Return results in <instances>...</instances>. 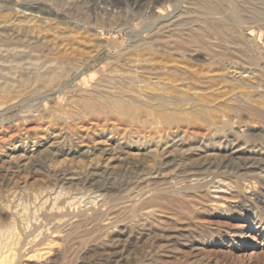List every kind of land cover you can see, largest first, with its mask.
Here are the masks:
<instances>
[{
  "label": "rangeland",
  "instance_id": "obj_1",
  "mask_svg": "<svg viewBox=\"0 0 264 264\" xmlns=\"http://www.w3.org/2000/svg\"><path fill=\"white\" fill-rule=\"evenodd\" d=\"M33 1L0 0V21H9L0 29V52L13 45L22 53L13 70L0 66V222L25 213L21 206L12 209L19 198L30 200L32 208V193L49 184L52 171L62 176L60 185L75 206L91 208L102 219L91 229L80 228L78 238L66 236L69 227L42 224L44 232H53V244L22 238L12 264H264V121L243 108L247 99L233 86L264 81V0H73L69 17L80 31L39 26L40 47L32 51L19 42L23 15L15 2ZM63 1L72 0H55L58 8ZM203 2L214 11L206 12ZM176 21L182 24L178 33ZM28 23L26 30L33 21ZM189 29L204 34L210 46L191 42ZM250 38L248 48L233 53V43ZM144 50L149 54L141 57ZM130 77L171 85L167 97L175 96L173 90L196 95L212 118L225 113L230 125L215 134L197 117L179 123L173 134L179 151L168 148L154 157L147 153L150 144L135 147L142 133L123 118L83 110L63 114L75 105L83 81ZM69 149L74 151L57 154ZM179 152L185 160L171 161L172 171L159 173L160 162ZM247 160L253 166L243 168ZM173 191L185 197L187 210L168 198L155 200L157 193Z\"/></svg>",
  "mask_w": 264,
  "mask_h": 264
},
{
  "label": "bare ground",
  "instance_id": "obj_2",
  "mask_svg": "<svg viewBox=\"0 0 264 264\" xmlns=\"http://www.w3.org/2000/svg\"><path fill=\"white\" fill-rule=\"evenodd\" d=\"M50 1H48L49 3H44V2H40V1H38V2L33 1L34 3L33 2L32 3L15 2L16 11L18 12V14L20 13L21 15H23L22 19L19 21L21 23L18 24L19 30L18 29L16 30V32H19V42L20 41L24 42L28 48L30 47L29 49H32V51H34V49L36 50L37 48L40 47L39 46L40 43H38V41L36 39L37 37H35L36 33H38L40 31V29L38 28L39 26L47 25L48 27L52 26V28L57 27V28H62V30L65 29V30H75V31L79 29V27H78L79 24L71 21L72 17H71V20L69 17L71 14L70 13L71 7L76 5V3H74L75 1L74 2H73V0L72 1L67 0L69 2L63 1L64 3L62 5L60 4L61 5L60 8L57 7L58 4L55 3V0L51 1V2ZM3 2H9L10 3V2H12V0H3ZM228 2H230V1H228ZM244 3H245V1H244ZM230 4H231V2H230ZM202 5L206 9V12H208V11L213 12L215 9V7L210 6L208 4V2H203ZM245 6H247V5H245ZM263 7H264V5H263ZM239 10H241V9H239ZM219 12H218V14H219ZM237 12H239V11H237ZM251 12H252V10H251ZM260 12L262 14L264 13L263 11H260ZM203 13H205V12L203 11ZM239 14H241V13H239ZM255 14H256V12H255ZM256 15H258V14H256ZM260 15L258 17H260ZM222 16H224V15H222ZM237 16H239V15H237ZM211 17H212V15H211ZM240 17H242V16H240ZM231 19H233V18H231ZM239 19L240 18H238V20L237 19L236 20L239 21ZM189 20H191V19H189ZM189 20H188V23H189ZM30 21H33V25L31 27H28L29 29L26 30L24 27L25 23L27 24ZM217 21H218V19H217ZM8 22L9 21L6 20V18H4L3 21H0V29L2 27H5L6 25H8L9 24ZM197 22H198V20H197ZM1 23L3 25H1ZM10 23H11V21H10ZM12 23H14V21ZM195 23H196V21H195ZM229 24H230V22H229ZM27 25H29V23ZM81 25H84V24H81ZM170 25L172 26V24H170ZM181 25L179 23L176 24L175 26L173 25L174 26L173 32L178 33V31L181 30L180 29ZM183 25H184V23H183ZM194 25H196V24H194ZM238 25H239V23H238ZM20 26H23V29ZM188 26H189V24H188ZM199 27L201 28V26H199ZM199 27H198V29L200 30ZM223 27L227 28L226 26H223ZM195 28L196 27H194V29ZM236 28H238V27L236 26ZM84 29L85 30H83V31H86L87 33L93 31V29L91 27H84ZM65 30H64V32H65ZM42 31H43V29H42ZM55 31H56V29H55ZM78 31H80V30H78ZM190 31H191V29H189V31H186V32H187V36L191 42H193V43L200 42L201 44H204L206 46H210V44L206 40L204 34H201L198 32L193 33L192 31L191 32ZM60 32L63 33V31H61V30H60ZM5 33H6V31H5ZM8 33L10 34L11 32H8ZM14 33H15V31H14ZM236 33H238V32H236ZM17 34L15 33V35H17ZM63 34H65V33H63ZM179 34H180V32H179ZM15 35H14V37H15ZM57 35H59V34H57ZM228 35H230L229 32H228ZM177 36L179 37V35H177ZM180 36H183V35L180 34ZM250 36H251V34H250ZM16 38H17V36H16ZM245 38H247V37H245ZM1 40H3V39H1ZM159 40L160 39H158V41ZM163 40L165 41V39H163ZM251 40H252V38L244 41L243 43H238V42L233 43V47H234V49H232L233 53H239V51L241 49L245 50L246 48H248L249 44L252 43ZM18 44H22V43H18ZM197 44H199V43H197ZM194 45H196V44H194ZM21 46H23V45H21ZM14 48L12 45L11 49L10 48L3 49V51L0 52L1 56L4 57V59L3 58L0 59V66L10 67V68H12L11 70H13L15 67H18L16 64V62H18V61H16L15 59H17L16 58L17 56L22 55V53H21V51L20 52L15 51ZM15 49L17 50V47ZM29 49H28V51H29ZM224 49H226V48L224 47ZM181 50L182 49H180V51ZM147 54H149V52L144 50L140 54V56L144 57ZM254 54H255V52H254ZM256 55L258 56V54H256ZM23 56H24V52H23ZM26 56H25V59H26ZM242 57H245V56H242ZM21 59H22V57L20 58V60ZM32 59L34 60V58H32ZM20 60H19V62L21 63ZM247 60L250 61L248 58H247ZM22 61H24V59ZM13 66H15V67H13ZM39 68H40V66H39ZM3 69H4V67H3ZM38 71H40V70H38ZM15 74H17V73H15ZM8 75H9V73H8ZM13 76H15V75H13ZM3 78H4V76H3ZM233 86H234V89H236V88L239 89L240 94L244 95L247 99V102H245V104L243 105V108L245 110L250 111L249 113H251V117H253L255 119H261L264 121V91H259V87H261V89L264 90V81H233ZM170 87H171V85L166 86L164 83L162 84V83L151 82V81L143 82V81H138L132 77L128 78L126 81H116V82H114V81H98V82H93V83L88 84V81H83V84L80 85L81 89H80V92L76 98L75 105H73V103L68 104L66 107L63 108V114L65 116H70L69 115L70 113L79 115L78 113L81 110H83V111H90L91 113L96 114V115H103V116L114 115L116 117L123 118V119L127 120L129 123H131L132 125L134 124V128L137 129L138 131H140V133H142V134L138 135L139 139L137 138V140L134 141L135 144H138L135 147H137V148L141 147L145 143L150 144L151 149L149 148L147 153L153 154L154 157H159V156L161 157V155H164L168 151L167 150L168 148H171L169 150V152H171V153H172V151L178 150L177 147H179V143L177 144V141L176 142L173 141L175 138V136L173 135L174 134V128L177 127L179 125V123L188 122L191 118H194V117L199 118L202 122L206 123L208 125L210 131L215 132V134L216 133L217 134L224 133L226 128L229 127L230 118H228L225 113H222L217 120L212 118L210 111L208 110L203 99L196 96V95L190 96L188 94L179 93V92L173 90V92H175V96L167 97L164 94V91H166ZM256 94H257L258 100H255ZM232 109H233V111L239 113V110L236 107L232 108ZM235 109H237V110H235ZM246 140H248V139H246ZM70 146H72V145H70ZM182 149H183V147H182ZM73 151H74L73 149H69V151H61V152H58L57 154L59 155V154H62L63 152L64 153H66V152L71 153ZM56 152L51 154V155L58 156L56 154ZM181 152H183V151L181 150ZM64 153H63V155H64ZM255 153H257V152H255ZM258 157H260V156H258ZM253 159H255V158H253ZM184 160H185V158L182 155V153L179 152V153L174 154L170 158V160L160 162V164L158 165L159 173L160 172L161 173H167L170 170L172 171L173 168H169L170 166L173 165V164H170L171 161H173L172 163H174V162H178V161L183 162ZM243 163H244L243 168H246V167L250 168L253 166V163L250 162V160H247ZM33 168H35V166ZM49 175L52 177L49 184H46V185L43 184V186L40 187V190L38 193H36V194L32 193L33 196L30 195L33 198V201H32L33 204L31 205L32 208L28 209V204H30V200L24 201L22 198H19V202L16 201L17 204L16 205L14 204L15 206H14V208L12 207V209H16V208H19V206H21L19 211H25V213L19 214L20 212H18V214L20 215V217H18L19 219L18 218L16 219V217H15L16 214H15L14 215L15 219H13L11 221L9 220L10 222H8L6 224H2V222H0V264H5V263L6 264H12L14 257H16V255H18V250H20V249H18L19 248L18 246L21 245V239L22 238L25 239L29 235L32 236V239L30 240L31 242L32 241L34 242V241H36V239H38L37 240L38 244H47V245L53 244V242L55 241L54 236H52V234H51L53 232H51V233H49L48 231L44 232L41 228L42 224L45 226H49V224L53 222V226H55V229L69 227V231L66 233V236H69L68 238H74V236H75V238H78V237L82 236L79 234L80 228L85 226L86 228L88 227L91 229V228H93V226H96V224L99 223V221L102 219V215L100 213H97L96 211H92L91 208L81 209V208L75 206L77 204L74 201V199H75L74 197L72 198V196H70L71 198H67L65 196V188L62 187L63 185H60V183L64 184L62 182V179H61L62 176L60 174H57L55 171L54 172L52 171L49 173ZM60 176H61V178H60ZM82 180L83 179L77 178V180H76L77 185H81ZM93 182H94V180H93ZM95 183L98 184V182H95ZM100 195L101 194H98L97 196H100ZM180 196H179L180 197L179 198L178 195H175L174 191L173 192H164V193L159 192L155 195V197H156L155 200L158 198H166V199L168 198L169 201H172L178 207V209L180 211H182L183 209H185L186 204L188 206V203L185 202L186 200H185V197L183 195H180ZM36 200H38L37 204H35ZM2 201L3 200L1 199V196H0V204L2 203ZM142 203H144V201ZM8 205H7V207H8ZM0 207H1L0 208V215H2V213L4 212V209H2V208L4 206L2 207V205H0ZM7 207H6V209H7ZM185 210H187V209H185ZM16 213H17V211H16ZM12 214H14V213H12ZM48 218H51V220L48 224H46V221L48 220ZM63 219H65V220H63ZM30 226L34 227V229L31 230L29 233H25L26 232L25 230H27ZM21 230L25 231V232H21Z\"/></svg>",
  "mask_w": 264,
  "mask_h": 264
}]
</instances>
